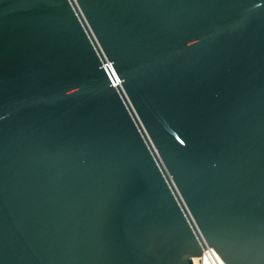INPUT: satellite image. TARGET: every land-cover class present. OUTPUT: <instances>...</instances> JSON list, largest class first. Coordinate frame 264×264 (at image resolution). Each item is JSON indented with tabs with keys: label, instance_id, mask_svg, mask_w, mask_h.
<instances>
[{
	"label": "water",
	"instance_id": "obj_1",
	"mask_svg": "<svg viewBox=\"0 0 264 264\" xmlns=\"http://www.w3.org/2000/svg\"><path fill=\"white\" fill-rule=\"evenodd\" d=\"M206 247L264 264V0H0V264Z\"/></svg>",
	"mask_w": 264,
	"mask_h": 264
},
{
	"label": "bare ground",
	"instance_id": "obj_2",
	"mask_svg": "<svg viewBox=\"0 0 264 264\" xmlns=\"http://www.w3.org/2000/svg\"><path fill=\"white\" fill-rule=\"evenodd\" d=\"M196 264H225L221 257L212 247H206L202 255L195 256Z\"/></svg>",
	"mask_w": 264,
	"mask_h": 264
},
{
	"label": "built area",
	"instance_id": "obj_3",
	"mask_svg": "<svg viewBox=\"0 0 264 264\" xmlns=\"http://www.w3.org/2000/svg\"><path fill=\"white\" fill-rule=\"evenodd\" d=\"M114 84V82H112Z\"/></svg>",
	"mask_w": 264,
	"mask_h": 264
}]
</instances>
